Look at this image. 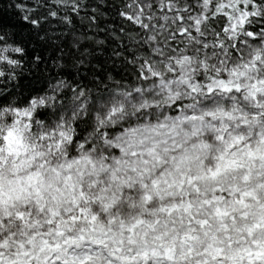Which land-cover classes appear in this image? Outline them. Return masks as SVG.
Wrapping results in <instances>:
<instances>
[{
    "label": "clouds",
    "instance_id": "clouds-1",
    "mask_svg": "<svg viewBox=\"0 0 264 264\" xmlns=\"http://www.w3.org/2000/svg\"><path fill=\"white\" fill-rule=\"evenodd\" d=\"M0 264H264V0H0Z\"/></svg>",
    "mask_w": 264,
    "mask_h": 264
}]
</instances>
